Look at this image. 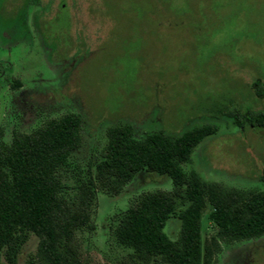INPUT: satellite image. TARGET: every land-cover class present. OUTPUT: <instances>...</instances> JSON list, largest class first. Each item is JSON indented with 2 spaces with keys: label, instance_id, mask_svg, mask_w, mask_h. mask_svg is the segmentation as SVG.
Listing matches in <instances>:
<instances>
[{
  "label": "rangeland",
  "instance_id": "obj_1",
  "mask_svg": "<svg viewBox=\"0 0 264 264\" xmlns=\"http://www.w3.org/2000/svg\"><path fill=\"white\" fill-rule=\"evenodd\" d=\"M257 79L264 88V0H0V143L79 115L81 143L62 173L68 187L94 170L111 127L128 125L141 139L212 125L184 172L226 192L264 191V129L229 116L264 114ZM172 189L169 177L146 170L117 190L98 183L71 263L142 264L116 241V219L142 196ZM211 210L206 201L200 217L208 264H264V235L223 242ZM179 229L170 218L163 231L176 240ZM37 245L30 234L16 264H35Z\"/></svg>",
  "mask_w": 264,
  "mask_h": 264
},
{
  "label": "trees",
  "instance_id": "obj_2",
  "mask_svg": "<svg viewBox=\"0 0 264 264\" xmlns=\"http://www.w3.org/2000/svg\"><path fill=\"white\" fill-rule=\"evenodd\" d=\"M251 87L257 97L264 96L260 79ZM229 116L240 128L264 129L263 113L248 108ZM80 126L81 117L69 113L0 143V264L2 258L6 264H16L30 234L38 239L35 264H72L76 231L91 227L96 185L117 190L143 170L169 177L173 189L142 196L116 219V241L142 264L157 259L165 264H208L209 248L200 234L206 201L219 240L231 243L264 235V191L226 192L203 184L194 172L186 174L182 168L193 149L215 134L214 126L194 127L176 136L153 131L141 139L128 125L111 127L94 170L76 174L68 187L62 173L80 146ZM170 218L180 223L176 240L163 231Z\"/></svg>",
  "mask_w": 264,
  "mask_h": 264
}]
</instances>
